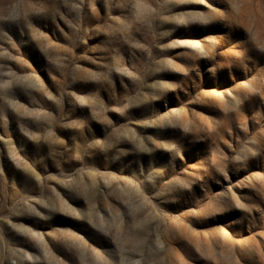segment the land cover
<instances>
[{"label": "rangeland", "instance_id": "1", "mask_svg": "<svg viewBox=\"0 0 264 264\" xmlns=\"http://www.w3.org/2000/svg\"><path fill=\"white\" fill-rule=\"evenodd\" d=\"M0 264H264V0H0Z\"/></svg>", "mask_w": 264, "mask_h": 264}]
</instances>
